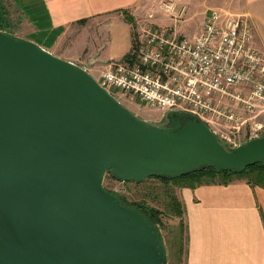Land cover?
I'll use <instances>...</instances> for the list:
<instances>
[{
    "label": "water",
    "instance_id": "95a60500",
    "mask_svg": "<svg viewBox=\"0 0 264 264\" xmlns=\"http://www.w3.org/2000/svg\"><path fill=\"white\" fill-rule=\"evenodd\" d=\"M170 116L174 118L170 119ZM156 126L83 67L0 31V264H168L157 225L104 186L264 161L186 112Z\"/></svg>",
    "mask_w": 264,
    "mask_h": 264
},
{
    "label": "crops",
    "instance_id": "0c3cea01",
    "mask_svg": "<svg viewBox=\"0 0 264 264\" xmlns=\"http://www.w3.org/2000/svg\"><path fill=\"white\" fill-rule=\"evenodd\" d=\"M1 1L16 16L15 37L79 65L93 76L107 62L128 56L139 10L164 0ZM173 1L191 8L199 3L205 6L207 11L202 13L193 35L200 32L210 9L228 8L248 15L254 46L264 55V0ZM157 24L172 26L167 18ZM190 25L188 22L182 29ZM179 190L185 241L178 264H264V189L233 179L227 184L208 183Z\"/></svg>",
    "mask_w": 264,
    "mask_h": 264
},
{
    "label": "built area",
    "instance_id": "2783aa9c",
    "mask_svg": "<svg viewBox=\"0 0 264 264\" xmlns=\"http://www.w3.org/2000/svg\"><path fill=\"white\" fill-rule=\"evenodd\" d=\"M158 10L176 20L187 9L167 0ZM95 80L114 97L196 117L230 148L263 128L255 119L264 113V55L254 46L246 14L210 9L193 38L136 24L131 52L107 62Z\"/></svg>",
    "mask_w": 264,
    "mask_h": 264
},
{
    "label": "rangeland",
    "instance_id": "374dc122",
    "mask_svg": "<svg viewBox=\"0 0 264 264\" xmlns=\"http://www.w3.org/2000/svg\"><path fill=\"white\" fill-rule=\"evenodd\" d=\"M167 1V0H164ZM173 1V0H169ZM3 4V2L0 0ZM158 3H153L146 5L147 7L139 10V17L136 20V24L140 26L145 23H153L158 25L160 20L167 18L171 21V27L160 26L161 28H173L177 26L178 29H174V32L179 35H184L188 38H193L197 33L194 34V27L199 24L202 13L207 11L203 3L197 4L195 8H191L184 4L186 7V14L180 19H171L165 14H162L158 10ZM181 4V3H179ZM183 5V4H181ZM4 8L6 30L9 34L14 36L15 30H13L14 25H16V16L12 15V10L6 4L2 5ZM226 11L231 14H240V11H234L232 9L226 8ZM159 20V21H156ZM190 22V26H187L185 29H182V25ZM202 25V24H201ZM201 27V26H200ZM192 35V37H191ZM255 44V43H254ZM257 48V47H256ZM122 60V59H121ZM102 70V69H101ZM100 70V71H101ZM94 78L99 76V73L93 75ZM115 98L132 114L136 117L156 126H165L168 124V118H166V113H163L157 109L151 108L135 98H129L122 95H115ZM255 122L262 125V129L258 134V137L264 136V113L260 114ZM250 139L241 138L240 142L244 143ZM236 179V178H234ZM242 180V179H237ZM182 183L186 181H172L170 183H163L156 178H147L144 181L134 184L131 182H119L114 180L109 174H106L103 186L112 193L123 196L129 202H142L150 207H153L161 212L160 215V224L158 225L159 230L164 238V243L166 247L167 260L168 264H178V256L181 254L183 244L185 241V224L183 221V215L181 217L177 216L174 204L175 202L170 203L172 199H175L176 202L181 201L179 199L180 187ZM173 201V200H172ZM181 257V256H180ZM181 263V261L179 262Z\"/></svg>",
    "mask_w": 264,
    "mask_h": 264
},
{
    "label": "trees",
    "instance_id": "16d2710c",
    "mask_svg": "<svg viewBox=\"0 0 264 264\" xmlns=\"http://www.w3.org/2000/svg\"><path fill=\"white\" fill-rule=\"evenodd\" d=\"M1 4L2 3L0 2V31L9 33L6 30V26H4L3 24L5 23L6 20L5 19L6 13L4 12ZM83 22L84 21H81V23ZM150 178L159 179L157 177H150ZM234 178L245 180L246 183L251 187H259L264 189V161L255 162L248 167L241 168L236 171L223 170L220 173H216L212 167H208L190 175H185L173 179H159V180L163 183H170L172 181L183 180L186 181V183H182L180 187L183 186V187L193 188L194 186L201 184H208V183L227 184L231 182ZM112 194L117 196L118 199L123 204L136 210L152 224L157 226L160 224L161 212L159 210L150 207L142 202H129L121 195L115 193ZM172 200L170 203L172 204V202H175L174 207L177 216L181 217L183 215L182 205H180V202H176L175 199Z\"/></svg>",
    "mask_w": 264,
    "mask_h": 264
},
{
    "label": "flooded vegetation",
    "instance_id": "af4514ba",
    "mask_svg": "<svg viewBox=\"0 0 264 264\" xmlns=\"http://www.w3.org/2000/svg\"><path fill=\"white\" fill-rule=\"evenodd\" d=\"M174 118V116H170V119Z\"/></svg>",
    "mask_w": 264,
    "mask_h": 264
}]
</instances>
